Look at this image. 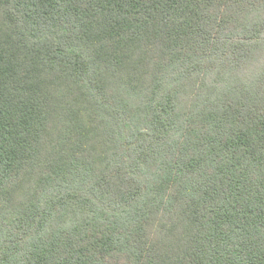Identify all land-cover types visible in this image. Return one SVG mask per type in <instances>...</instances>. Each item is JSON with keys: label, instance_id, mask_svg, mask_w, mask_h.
<instances>
[{"label": "trees", "instance_id": "16d2710c", "mask_svg": "<svg viewBox=\"0 0 264 264\" xmlns=\"http://www.w3.org/2000/svg\"><path fill=\"white\" fill-rule=\"evenodd\" d=\"M0 264H264V0H0Z\"/></svg>", "mask_w": 264, "mask_h": 264}]
</instances>
